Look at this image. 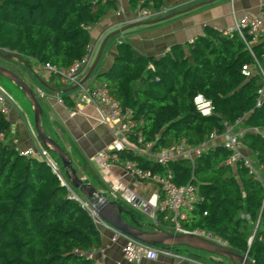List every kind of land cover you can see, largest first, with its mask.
Masks as SVG:
<instances>
[{"label":"trees","instance_id":"trees-1","mask_svg":"<svg viewBox=\"0 0 264 264\" xmlns=\"http://www.w3.org/2000/svg\"><path fill=\"white\" fill-rule=\"evenodd\" d=\"M129 4L156 12L164 8V0ZM115 8L113 0H0V56L7 63L33 61L56 70L67 68L86 53L89 28ZM115 49L112 65L95 79L105 83L109 94L136 120L134 131L127 134L136 146L142 145L137 133L154 152L182 138L197 145L210 133L220 135L227 125L245 118L249 129L242 142L260 168V180L245 167L228 164L230 151L221 143L192 162L180 158L164 165L129 149L115 153L121 165L134 162L142 170H169L175 184L196 185L200 200L186 211L181 227L209 231L252 264H264V138L251 130L264 128V104L255 107L258 77L241 73V66L251 61L243 42L234 33L222 35L205 26L193 43L174 45L159 58L138 53L122 39ZM50 77L54 89H65L56 73ZM197 94L212 102L213 113L197 112L192 101ZM9 132L10 124L0 113V264H93L86 253L101 245L97 224L69 196L48 162L20 154ZM82 165L94 176L88 163ZM61 176L86 198L64 173ZM77 176L88 182L81 167Z\"/></svg>","mask_w":264,"mask_h":264},{"label":"crops","instance_id":"crops-1","mask_svg":"<svg viewBox=\"0 0 264 264\" xmlns=\"http://www.w3.org/2000/svg\"><path fill=\"white\" fill-rule=\"evenodd\" d=\"M113 1L116 8L89 28V44L94 50L90 66L104 39L112 32L129 24L133 23V26L117 33L119 38L129 42L138 53L159 58L168 53L174 45L185 46L189 38L202 34L205 26L217 30L229 29L241 15L257 14L259 2V0H164V8L159 11L160 13L145 20L147 23L137 24L133 20L138 8H132L129 0ZM119 7L122 13L120 16H115V10ZM111 37L113 36L105 42L92 72L87 75L89 66L81 74L80 83L89 86L102 83L95 79V75L105 72L112 65L116 55V39L109 41ZM20 63L28 70L15 62H0V66L14 71L30 87L42 109L38 120L40 130L66 152L72 159L76 171L78 167H81L88 178V183L94 186L103 197L118 202L122 207V202L125 201L119 196L123 192L135 194L142 200L153 199V196L158 194L159 189L156 184L147 180H138L119 163V159L117 163H111L106 168L101 165L98 154L111 149L116 134V122L108 120L109 110L105 105L96 100L83 101L79 88L75 85H65V89L56 90L52 87L50 74L41 66L34 65L33 61H30L29 65ZM0 84L8 90L12 98L8 113L3 116L10 124L9 136L13 137L16 149L21 151L28 147H34L37 150L46 148L34 128V107L27 92L5 74H0ZM37 90L43 92V95L38 94ZM57 98L62 99V103H59ZM241 119V126L245 127L243 123L245 118ZM122 139L129 145H134L127 135ZM217 142L220 143L221 138ZM242 152L257 166L255 158L244 144ZM49 154L50 158L56 162L59 172L61 170L65 174L56 154L53 151ZM84 162L89 164L94 176L84 169L82 165ZM81 179L85 180V176ZM112 187L117 188L116 199L111 198ZM128 205L134 209L130 204ZM126 211L127 213H121L126 223L135 226L136 222H140L139 219H133L129 210ZM98 227H100L101 245L93 250L94 257L104 261L105 264L121 261V246L124 244V239L119 237L112 241V231L101 225ZM173 262L172 257L159 256L154 261L145 260L142 264Z\"/></svg>","mask_w":264,"mask_h":264},{"label":"built area","instance_id":"built-area-1","mask_svg":"<svg viewBox=\"0 0 264 264\" xmlns=\"http://www.w3.org/2000/svg\"><path fill=\"white\" fill-rule=\"evenodd\" d=\"M121 11L120 7L117 8L114 13L115 16H120L122 13ZM157 13L160 12H156L151 7L138 8L136 17L133 21H145L155 16ZM118 26L120 27V24H118ZM219 31L222 35H230L234 33L243 42L251 61L241 66V73L245 78L253 76L258 77L259 87L255 94V107L262 106L264 104V0H259L257 14H243L235 21L233 27ZM194 40L195 37L189 38L188 43L191 44ZM254 45L261 46L255 50L253 48ZM93 51L91 44H88L86 53L80 59L74 61L64 69L56 70L55 67L49 66L48 64L41 67L48 74L56 73L61 84L75 85L78 87L80 97L83 101L93 102L96 100L108 108V120L116 122V134L111 149H106L98 154L101 165L104 168L108 167L111 163H117L118 155L115 152L121 149H129L134 154L141 155L159 165H164L169 160L180 158H186L192 162L195 157L199 156L202 152L214 146L216 143H219L217 141L221 138L220 143L224 148L230 151L227 163L232 167H235L237 164L245 167L248 173L252 175L253 179L260 180L257 167L253 164L252 160L242 152V139L245 132L249 129L241 126L242 119H237L232 124L227 125L224 132L220 135H217L214 132L210 133L204 141L197 145H191L182 138L178 142L154 152L151 150V143H142L139 133H137V142L142 145H129L122 138L130 132H133L137 125L136 120L131 116V112L128 109H123L119 102L109 94L105 83L102 82L96 86H89L79 82L81 74L90 66ZM150 68H152L151 65ZM37 92L38 94L43 95V92L40 90H37ZM11 100L12 98L5 87L0 84V113L3 115L8 113L10 107L9 102ZM57 101L62 103V99L60 98H57ZM192 101L195 109L200 115L207 116L214 112L212 102L201 94L195 95L192 98ZM251 130L259 133L264 138V128L258 129L252 127ZM2 138L3 135L0 134V140H2ZM19 152L24 156H36L46 160L60 179L61 183L67 187L69 196L76 199L81 206L86 208L96 224L104 226L112 231L111 240L115 241L119 237L124 239V244L121 246L122 260L117 261L115 264H142L145 260L154 261L159 256L174 258V262L170 264H209L198 259L176 254L173 251V247H155L135 240L100 220L95 211L94 204L90 203L86 198H80L61 176L56 162L50 158V150L48 148L37 150L34 147H28ZM124 166L138 180L153 182L159 189L158 194L153 196V199L148 200H142L135 194L126 192L121 193L119 196L126 203L130 204L134 209L147 217V223L136 222L135 227L139 229L164 230L160 228V226L165 225L167 230L164 231L176 234H193L220 246L229 248L228 243L225 240L209 231L201 229L186 230L181 227L180 222L185 219L186 211L190 210L193 205L200 200L196 185L191 182L184 185L175 184L169 170L162 173L142 170L134 162H126ZM111 189V198L116 199L117 196L115 195V192L117 188L112 187ZM105 200L108 199L105 197L98 198V203L101 204ZM86 257L93 259V264H105L104 261L94 257L93 251L86 253ZM250 262L252 263V261Z\"/></svg>","mask_w":264,"mask_h":264},{"label":"water","instance_id":"water-1","mask_svg":"<svg viewBox=\"0 0 264 264\" xmlns=\"http://www.w3.org/2000/svg\"><path fill=\"white\" fill-rule=\"evenodd\" d=\"M137 24H144L147 21H139ZM133 24V23H132ZM129 24L121 29H118L111 34H109L102 42L95 60L89 68V75L94 66L96 65L105 42L110 36H114L117 33L133 26ZM0 74H5L15 80L24 90L27 92L33 107H34V128L39 135L42 142L46 145L50 151H53L58 157L60 166L64 169L67 181L72 185V187L80 192H82L86 199L94 204L95 211L100 220L107 223L111 227L121 231L125 235L146 243L152 246H162V247H175L184 246L186 248H191L206 252L213 255L223 256L228 258L233 264H252L245 255H239L233 252L231 249L220 246L214 242L204 239L200 236L193 234H176L161 229H139L134 225H130L125 222L121 217V213H127V211L116 201L105 200L103 203H98V198H103L102 194L99 193L94 186L90 183L83 182L77 176L76 168L73 165L72 159L66 154V152L52 139L48 138L39 127V117L42 113V109L37 102L30 87L18 76L14 71L0 66Z\"/></svg>","mask_w":264,"mask_h":264},{"label":"rangeland","instance_id":"rangeland-1","mask_svg":"<svg viewBox=\"0 0 264 264\" xmlns=\"http://www.w3.org/2000/svg\"><path fill=\"white\" fill-rule=\"evenodd\" d=\"M116 39V40H115ZM115 40L116 42L120 40L119 38V34H116L115 36L111 37V39L109 41H113ZM109 45V43L107 44V46ZM3 56L1 55L0 56V62H4L3 60ZM7 63V62H6ZM17 64H19V66H22L23 68H25L26 70L27 67L25 65H20L21 63L20 62H15ZM4 87V86H3ZM7 90V89H6ZM8 91V90H7ZM254 164V162H253ZM257 167V166H256ZM60 168V167H59ZM257 171L259 173V175H261L260 173V168L257 167ZM60 173L62 174L61 170H60ZM82 199H85L83 197H81ZM122 205L123 207L126 209V210H132L136 216L138 217V219L140 220V222L142 223H147V217L144 216L143 214H141L140 212L132 209L128 204H126L125 202H122ZM99 225L97 224V227ZM100 227H98L99 229ZM162 229H166L167 230V227L165 225H162L161 226ZM173 251L174 253L176 254H179V255H183V256H187V257H190V258H194V259H198L202 262H206V263H209V264H233L228 258L226 257H223V256H218V255H213V254H209V253H206V252H202V251H199V250H195V249H191V248H186L184 246H175L173 247Z\"/></svg>","mask_w":264,"mask_h":264},{"label":"bare ground","instance_id":"bare-ground-1","mask_svg":"<svg viewBox=\"0 0 264 264\" xmlns=\"http://www.w3.org/2000/svg\"><path fill=\"white\" fill-rule=\"evenodd\" d=\"M80 180H82L81 178H79ZM83 181V180H82Z\"/></svg>","mask_w":264,"mask_h":264}]
</instances>
